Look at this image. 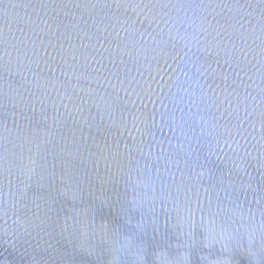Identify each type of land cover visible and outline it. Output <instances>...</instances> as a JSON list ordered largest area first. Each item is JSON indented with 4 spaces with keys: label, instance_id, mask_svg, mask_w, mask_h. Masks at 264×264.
I'll list each match as a JSON object with an SVG mask.
<instances>
[{
    "label": "water",
    "instance_id": "1",
    "mask_svg": "<svg viewBox=\"0 0 264 264\" xmlns=\"http://www.w3.org/2000/svg\"><path fill=\"white\" fill-rule=\"evenodd\" d=\"M177 3L208 121L180 147ZM140 165L168 172L150 208ZM0 264H264V0H0Z\"/></svg>",
    "mask_w": 264,
    "mask_h": 264
},
{
    "label": "clouds",
    "instance_id": "2",
    "mask_svg": "<svg viewBox=\"0 0 264 264\" xmlns=\"http://www.w3.org/2000/svg\"><path fill=\"white\" fill-rule=\"evenodd\" d=\"M199 25L196 17L185 6L177 3L174 13L162 25L165 38L174 39L180 48L175 63L164 77V81L156 91L158 125L170 130L179 144L191 138L193 125L203 130L208 127V121L202 114V106L207 102L206 92L200 80V66L195 63L190 52L199 43ZM161 154L158 156L157 153ZM153 160H164V154L156 148L151 154ZM166 170L153 171L150 166L140 165L128 176L135 190L132 197L134 207L150 206L165 198L160 192L162 175ZM249 238L254 236V230L246 229Z\"/></svg>",
    "mask_w": 264,
    "mask_h": 264
}]
</instances>
